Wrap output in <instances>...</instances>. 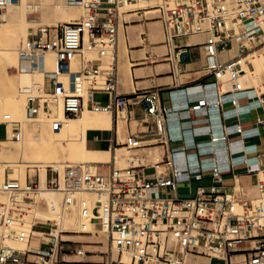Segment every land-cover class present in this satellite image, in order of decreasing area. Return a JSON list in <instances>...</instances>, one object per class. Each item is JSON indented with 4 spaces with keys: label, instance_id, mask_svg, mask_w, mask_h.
Here are the masks:
<instances>
[{
    "label": "built area",
    "instance_id": "built-area-1",
    "mask_svg": "<svg viewBox=\"0 0 264 264\" xmlns=\"http://www.w3.org/2000/svg\"><path fill=\"white\" fill-rule=\"evenodd\" d=\"M0 0V13L11 2ZM128 1L134 0H68L70 4H81L87 15L55 25H42L19 47L20 57L33 69L44 74L42 83L27 91V113L33 119L40 115L48 121L51 130L60 131L68 118L78 117L84 108L94 111L115 112L117 118L126 111L127 99L117 90L116 48L119 36L121 9ZM156 16L162 23L164 43L168 48V59L173 74L177 76L186 52L179 42L185 38L202 36L206 75L214 78L205 83L217 95L196 100L190 108L194 111H221L225 102L235 107L239 99L248 96L261 102L264 93L261 86H245L240 80L245 75L238 70L242 61L257 49L264 48V0H158L154 7ZM128 21L123 19V25ZM177 40H180L179 42ZM234 50V54H228ZM56 56L54 69L46 68L45 54ZM111 64L102 69L104 59ZM79 69L73 72V63ZM104 73L105 80L97 82L96 76ZM63 74H68L64 79ZM79 79L91 82L88 100L77 92ZM225 84L231 87L223 90ZM94 94H104L108 100H95ZM142 100L149 114L156 117L157 139L161 144L172 141L168 128L171 110L157 103L156 92H145ZM62 103L64 116L59 117L56 107ZM188 108V107H187ZM224 113H227L226 111ZM239 112H236V116ZM5 126L6 137L8 135ZM14 124L13 130L17 128ZM234 131L242 135V142L249 136L240 124ZM15 132V131H14ZM232 131L224 129L215 136L210 132V141H226ZM14 134L20 137V127ZM98 139V136H95ZM117 143L118 142L117 140ZM128 149L145 147L140 137L130 134L121 142ZM114 161L100 162L107 168L90 170L87 165L68 164L63 170L48 166L45 188L63 194V205L82 203L83 215L94 220L96 230H106L111 248L118 249L119 256L103 254L104 264H184L187 254H203L210 259L223 260L225 264H264V163L260 160V170L256 173L255 186L260 199L254 203L247 196L246 187L235 184L228 192L221 185L223 171L217 164L205 168L192 166L189 155L175 159L167 156L160 169L154 164L156 178L148 179L138 166L119 167ZM197 156V154H195ZM259 157V156H257ZM210 171L212 184L199 187L194 197L173 198L165 195L166 190L176 191L179 179L194 176L203 178V172ZM9 165L0 164V173H8ZM41 187L40 172L28 175L25 184L17 179L0 182V190L10 193H23V199H33L31 194ZM81 193L97 195L94 204L81 202ZM20 200L11 194L9 200L0 202V226L12 227L18 214ZM44 224V223H42ZM47 236L45 248L33 249L29 244V234L21 231L15 235L26 248H16L4 240L0 232V264H79L81 257L90 251L82 247L72 248L68 239L62 237L63 230L53 225ZM67 244V247L65 245ZM125 251L131 252L132 260L123 262ZM218 253V254H217ZM73 255L76 258H67ZM33 256L35 259H31Z\"/></svg>",
    "mask_w": 264,
    "mask_h": 264
},
{
    "label": "crops",
    "instance_id": "crops-1",
    "mask_svg": "<svg viewBox=\"0 0 264 264\" xmlns=\"http://www.w3.org/2000/svg\"><path fill=\"white\" fill-rule=\"evenodd\" d=\"M123 26L125 33L128 34V25ZM148 28V26H145V29ZM201 38L199 42L203 40L202 36ZM190 42L189 44H184L182 41L179 42L180 45L186 47V52L180 66V72L175 76L168 57V62L166 63L170 65V70L166 72L167 75H164L163 72H158V67L162 64L165 65V63H157L155 60H150L151 64L147 63L144 65V61H140L141 59L138 55L141 54L142 49L148 46L147 44L145 47L144 44L132 46L129 39H127L129 60L133 63L131 70L134 89L131 91L126 90L128 89L126 86L123 87L119 84L118 58L120 60L119 53L121 52L118 47V51L116 50L115 62L118 76L117 90L128 100L122 124H119V117L117 118L116 113L112 112L113 127L111 130L89 131V133L96 132L97 134L110 133L109 138L103 140L107 143V146L91 144L89 133L87 137L88 144L94 149L109 148L114 152V144L117 140L119 142L120 135L126 137L130 134H134L141 138L145 147H163L164 159L167 156L178 159L185 155H189L188 159L192 166L202 164L207 168L213 164L219 165L223 171L221 185L228 192L233 189L235 184L242 185L246 188L255 186L256 173L261 167L257 161L260 160L264 163V93L260 97L261 102H253L255 101L254 99L251 103L248 96L241 97L238 101L239 106L236 110H234L235 107L232 103L225 102L221 111L210 110L207 112L202 110L194 112L190 106L195 103L196 100L204 96L213 99L216 97L217 93L213 92L211 87L204 88V84L213 82L214 78L211 75H206L203 70L205 55L202 46L193 41ZM120 46L124 58L128 62L125 52V39L124 43L120 44ZM134 53L137 55L135 58L133 56ZM248 57L238 66V70L245 73L240 79L245 86H251L249 77L252 69L250 70L249 66L244 62ZM147 58L149 59L150 57L147 56ZM137 69H141L144 74L142 76H136ZM170 78L171 82H168ZM143 84L146 85L140 86ZM230 87V84H225L223 90ZM148 91L156 92L158 95L157 103L171 110L168 118V128L173 140L169 141L167 144L159 143L155 126L156 117L149 114L142 103L145 97L144 93ZM225 111L227 113H224ZM236 112H239L238 116H236ZM237 124H240L244 130H248L246 134L249 136L245 137L244 143L241 141L242 135L234 131ZM226 128L232 131L228 140L219 141L216 144L209 142V133L211 131L214 132L215 136H219L223 134ZM95 136L94 141L101 140L99 136L96 140ZM5 138L6 134L5 137L0 138V140ZM195 154H197V156ZM153 166L154 164H148L138 167H140L144 174L146 169H153L155 179L156 172ZM98 169L107 172V168L99 164ZM211 184L212 178L210 171L203 172V178L199 180L194 176L190 179H186L185 176H183L179 179L177 190H166L165 195L173 198L194 197L199 187H208ZM86 256L87 259H83L84 262L79 264H101L102 262L92 259L93 255ZM69 257L74 256L69 255ZM210 260L209 264H212L214 258Z\"/></svg>",
    "mask_w": 264,
    "mask_h": 264
},
{
    "label": "rangeland",
    "instance_id": "rangeland-1",
    "mask_svg": "<svg viewBox=\"0 0 264 264\" xmlns=\"http://www.w3.org/2000/svg\"><path fill=\"white\" fill-rule=\"evenodd\" d=\"M23 5L19 6L20 2L17 3H9L2 13H0V48H12V44H14V38L10 34L13 35V29L18 27L19 25H22V23H27L30 25H23V29L25 32V40L20 41L18 44V48L22 45L23 42L27 40V38L31 35L37 32L38 28L42 25H59L61 23H66L74 20H81L75 19V17L72 15L70 11H72L73 8H75L77 5L70 4L68 0H23ZM158 3V0H134L130 7L122 8L121 11H127L126 13L121 14V21H120V30H119V36H118V47L120 49V60L119 61V84H120V78L122 75L126 74L128 71H131V66L133 63L129 60L128 55V46H127V39H129L130 44L132 46H135L136 44H144V49L141 50V54L138 56L140 57V61H144V65L147 63L151 64L150 60H155L157 63H165V65H161L158 67V72H163L164 75H167L166 72L170 70V65L167 64L168 62V48L164 43L165 37L162 29V23L160 20L156 17L158 15L156 8V4ZM33 10L32 12L27 14V18L30 20H26L23 18L25 16L27 10ZM84 13L86 14L87 11L85 7L83 6ZM52 12V13H51ZM45 13V14H44ZM49 13V14H48ZM51 13V14H50ZM42 14V15H41ZM48 15L49 17H46ZM51 15V16H50ZM43 16H45L43 18ZM36 17V18H34ZM85 17V16H84ZM49 18V19H48ZM123 19L128 21V24H124L125 26L128 25L127 30L128 34L124 31L123 26ZM49 20V21H48ZM33 22V23H32ZM23 23V24H24ZM145 26H148V29H145ZM126 44V57L128 59V62L124 58L122 49L120 44L124 43ZM13 38V39H12ZM197 40L196 37L192 38H186L182 39V43L187 44L188 41ZM178 42L180 40H177ZM15 47V46H14ZM135 49V48H130ZM256 55H254V59L252 63L249 66V69L253 70L258 67H260L264 71V48L263 49H257L255 50ZM233 54V52H232ZM11 54L9 52H0V122H3L7 125L8 129V135L5 139L0 140V162H4V160H24L27 162L33 161L35 159H41V160H51V161H58L59 156L51 155L50 153V146L46 143H49V137L46 135V133L43 131L44 124L42 121H45L43 118V115H40L39 121L36 122L34 125L29 124V120L26 117V111H25V103L24 102H15L14 97L15 95H18L20 91H22V84L24 81V75H26L29 71H22L19 68V65L14 64L12 62V58L10 56ZM18 59H19V51H18ZM134 58L137 57L134 53ZM150 57L149 59L147 58ZM55 54H51L50 59L56 60ZM19 61V60H18ZM74 68L73 71L77 72L79 69L78 63L74 62ZM111 60L110 58L104 59V64L102 65V69H107L110 67ZM262 71V72H263ZM144 73L141 71V69L136 70V76H142ZM255 80L251 81V85L254 86H261L264 83V73L262 75H259L257 73L254 74ZM259 80V78H261ZM102 78V79H101ZM44 80V78H43ZM105 80V76L99 77L96 76V81L103 82ZM182 80V79H181ZM168 82H171V78L168 79ZM88 84H85V88L83 86L80 87V90L88 89L91 82H87ZM146 84L140 85L144 86ZM77 87V88H78ZM128 88V89H126ZM126 90H133L134 89V83L132 85L127 86ZM264 90V87L263 89ZM27 92V91H26ZM82 93V92H81ZM27 93L25 94L26 97ZM104 94H94L92 97L95 100H101L102 102H105L104 100ZM85 101L88 99L84 96ZM27 100V97H26ZM61 103V102H60ZM90 109V108H89ZM95 113L90 110L88 113L89 115L93 116ZM102 113V112H100ZM124 113V112H122ZM107 114V113H106ZM112 114V113H111ZM83 115V114H82ZM81 115V116H82ZM44 119H42L41 118ZM80 117V116H79ZM79 117L77 119H74L72 121H79ZM81 118V117H80ZM47 121V120H46ZM14 124H17V128L13 130ZM20 127V137L17 134H14L15 132H18V128ZM51 131V129H48ZM15 131V132H14ZM6 134L5 126H0V138H4ZM98 135L101 140L100 141H94V136ZM110 133H96V132H90L89 133V139L91 141V144L97 145V146H107V143L103 140L106 138H109ZM125 137L120 135L119 142H115L114 147H124L121 142H124ZM44 142V144H43ZM45 147H41L43 145ZM43 148L45 150H43ZM30 152L27 156H24L27 153H23L22 151ZM29 150V151H28ZM41 150H43V154H41ZM132 150L125 148L124 151ZM49 153V154H48ZM27 157V158H26ZM61 160H75L69 157H66L63 159L64 156H61ZM60 157V158H61ZM119 157V156H118ZM43 158V159H42ZM70 159V160H69ZM121 159V158H120ZM60 160V161H61ZM114 161V152L111 150V157L108 160V162ZM106 163V162H105ZM6 164V163H3ZM128 166V165H127ZM126 163H121V166L119 167H127ZM26 172L25 179H21L20 172L23 171ZM90 170L93 168L89 166ZM45 169L47 167L42 166H36L33 167L29 163L23 164L21 166H11L9 165V172L7 174H0V179L6 180V179H17L18 181L25 183L28 175L33 176L37 171L40 172V178L42 179L44 173L46 172ZM95 171V170H94ZM145 174L148 179H154V170L153 169H146ZM20 177V178H19ZM251 188V189H250ZM247 190V196L251 199L257 200L259 199L260 195L258 193V190L255 186H249L246 188ZM252 192V193H251ZM11 194L17 195L18 199L20 200V203L18 204V216L21 215V218H23L27 213L24 210L23 205L28 204V208L32 209L33 204H29V202H32L33 199H23V193H10L6 191H0V198L7 197L9 200V197ZM83 195H95V194H80L79 196ZM33 196V194H31ZM1 202V201H0ZM68 210V215H71L72 207L66 206ZM25 212V213H23ZM22 220V219H21ZM53 225L49 224H42L38 223L33 228L37 231L43 232V231H49L50 227ZM2 228V229H1ZM0 232L4 233V241L16 248L24 249L26 248V243H20L19 241H10L8 238H16L15 234L13 233H5V228L3 229L2 226H0ZM60 230H63L62 237L64 239L71 240L69 241V245H71L72 248L82 247L84 250H88L86 255H93L92 259L101 261L102 255L99 252H104L105 249L110 248V251H108V254H105V256L110 255L111 256V244L109 245V235H105L106 230H96L94 226V220L87 218L83 215V209L80 210V214L78 216V220L71 225L70 228H62ZM30 234L29 238V244L31 246H38L39 240H40V234ZM69 235V236H68ZM47 236H44L42 239V244L39 248V250H42L45 248V242L47 241ZM108 237V238H106ZM107 239V240H106ZM109 241V242H108ZM108 242V243H107ZM19 245H18V244ZM23 244V245H22ZM22 245V246H21ZM108 245V246H107ZM104 246V248H103ZM67 247V244L65 245ZM201 256H204L201 254ZM115 257H117V253L115 254ZM129 258V256H126ZM207 257V256H206ZM31 259H35V257L31 256ZM67 258H76V257H67ZM83 259H87L83 258ZM204 263L208 261L207 258L202 257L201 259ZM102 264V263H101ZM104 264V263H103ZM212 264H225L223 260L214 259Z\"/></svg>",
    "mask_w": 264,
    "mask_h": 264
},
{
    "label": "bare ground",
    "instance_id": "bare-ground-1",
    "mask_svg": "<svg viewBox=\"0 0 264 264\" xmlns=\"http://www.w3.org/2000/svg\"><path fill=\"white\" fill-rule=\"evenodd\" d=\"M18 2H20L19 6H22L24 4L23 0H19ZM132 2L133 1H128L127 4L123 8H125L126 6L130 7ZM11 3H17V2H11ZM32 11L33 10H31V9L27 10L26 14H25V16H23V18L26 20H29L27 18V14L32 12ZM70 12L75 17V19H78V18L82 19L84 16L87 15V13L86 14L84 13L83 6L81 4H78ZM45 16H43V18ZM46 17H49V16L47 15ZM34 18H36V17H34ZM27 22L26 23L23 22L24 24L22 23V25H19L18 27L14 28L12 31L13 35H12V33L10 34L14 38V39L12 38L14 40L13 41L14 44H12V45H14L15 47L12 46V48H10V47L9 48H0V52H9L11 54L10 56H11L12 62L14 64L19 65V68L22 71H29L23 77L24 81H23V84L21 86L22 91H20L18 95H15L14 100H15V102H24V103L26 102L25 103L26 117L29 120L28 121L29 124L34 125V124H36V122L39 121V119H33L32 117H30L28 115V113H27V100H26L27 95L25 97V94L27 93L26 91L34 89L37 83L43 82L44 74L40 69L31 68L29 63L26 60L21 59L20 53H19V59L17 56L18 51H19L18 44L20 43V41L25 40L26 35H25L24 29H23V25H27L28 24ZM29 25H30V23L27 26H29ZM194 37L197 38V40H194V42L200 41L202 39L201 36H194ZM189 43H191V42L190 41L187 42V44H189ZM116 50L118 51V43H117ZM232 52L234 54V50H231L228 53L233 55ZM51 54H52V52H47L45 54L46 68H48V69H54L55 64H56V60L50 59ZM256 54H258V53H256L255 50L250 53L249 57L244 61L247 66H250V64L252 63V61L254 59L253 57ZM72 68H74V64H73ZM74 70H76V69L74 68ZM262 71L263 70L260 67L251 70L250 77H249V83H251L252 80H255V76H254L255 73H257L259 75H261V73H262V75H263L264 71L263 72ZM97 76L103 77L104 73L101 72ZM62 77L64 79H66L68 77V74H63ZM261 79H262V77L259 78V80H261ZM87 82L88 81H85L83 79H79V81L77 83V87L82 86V88H83V86H84V88H85V86H86L85 84H88ZM132 84H133V75H132L131 71H128L126 74L121 76L120 85L123 87H125V86L127 87V86L132 85ZM90 86H91V84H90ZM80 87L77 88V92H79V93L82 92L81 94L88 99V92H89L90 87L88 89H85V90L83 89L82 91H78V90H80ZM56 110H57L59 117L62 118L64 116L62 103H59L57 105ZM90 110L93 112H98V113H95V115L91 116L88 114L90 112ZM124 111H121L120 115H119V124L120 125L122 124V120H123V116H124V113H122V112H124ZM100 112H102V113H100ZM79 116H78L79 121H77V122L72 121V120L77 119L78 117L68 118L66 120V125L60 131H53V130L49 131L48 129L50 128V125H49L48 121H46V120L42 121L44 124L43 131L49 137V143H46V144L47 145L49 144V146H50L51 155L53 154V155L59 156L58 161H51L48 159L44 160L42 158L43 160L35 159L33 161H30V162H27L24 160H4L3 163H6V164L11 165V166H21L23 164L29 163L33 167L42 166V168H43V167L53 166V167L58 168L60 170H63V168L66 167L68 164H83V165H87L88 167L91 166L93 168L92 171L96 170L98 168V163L108 162V160L111 157V150L109 148H107V149L91 148L88 144V141H87L88 133L90 130H111L113 127L112 114L110 111H94V110L86 107L83 109L82 113ZM41 118H42V116H41ZM218 142L219 141H216L215 144ZM43 144H44V142H43ZM41 147H45V146L43 145ZM125 148L126 147H118L116 150L115 157H116L118 166H121V163H126V166L127 165L128 166H142V165H148V164H157L160 169L165 168V166H163V164H161V162L164 159L163 147H160V146H153L152 147L151 146V147H144L141 149H132V150L124 151ZM43 150H45V149L43 148ZM43 150H41V154H43V152H42ZM30 152H27V151L25 152L23 150L22 155L27 153L24 155V156H27L28 153L30 154ZM61 156H64L63 159L66 156V157H69V158H72L75 160L72 161L69 159L70 161H66L67 160L66 159L64 161V160H61L62 159ZM3 163L0 162V164H3ZM24 169L25 168H23V171H21L19 174L21 179H25V177H26V174H25L26 172L24 171ZM45 171H46V169H45ZM0 174H4V173H0ZM2 181H4V180L0 179V182H2ZM45 181H46V172L44 173V175L41 179L40 189L38 191L32 193L33 194L32 202L28 201L29 204L30 203L33 204L32 209L28 208V204L23 205L24 210L27 212V213H25V212H23V213H25L26 215L22 218L21 221L16 220L14 222L15 225L10 227L9 229H5V233H13L16 235L17 233H19L21 231H26L29 235L32 233L38 235L39 231H37L33 228L38 223H44V224H49V225H57L58 224L59 229H62V228L67 229V228H70L71 225L78 220L80 210L83 209L82 203L81 204L80 203L71 204L70 206L72 207L73 213L71 215H68V210H67L66 206L63 205V194L59 191H53V190L46 189L45 188ZM22 184H25V183H22ZM0 191H3V190H0ZM258 193H259V191H258ZM81 194H86V193H81ZM78 197H79V200H81V202H88L89 204L90 203L94 204L95 201L97 200V195H83V196H78ZM259 199H260V197H259ZM259 199H257V200L252 199V200L254 203H256ZM0 201L6 202V201H8V198L7 197H5V198L3 197L2 199L0 198ZM39 234H40L39 244L36 247L31 246V248H33V249H39L41 244H42V239L45 236V233L40 232ZM105 235H108L107 231H106ZM108 237H106V238H108ZM8 240L14 241V242L18 241L17 238H8ZM109 245H110V243H109ZM103 248H104V246H103ZM108 251H110L109 246L107 249H105L104 252L102 251L99 253L102 255V253H106ZM111 251H112L111 253H112L113 259H117L119 256L118 249L116 247H113V248H111ZM116 253H117V257H115ZM126 256H129V258ZM131 256H132L131 252L125 251L123 254V257H122V261L126 262V263L131 262V260H132ZM85 257H87V256H84L81 258L83 259ZM101 257L103 260V255ZM202 257L207 258L208 261L204 263L201 260ZM210 261H211L210 258L208 256L206 257L205 255L201 256V254H187L185 257L184 264H209Z\"/></svg>",
    "mask_w": 264,
    "mask_h": 264
},
{
    "label": "water",
    "instance_id": "water-1",
    "mask_svg": "<svg viewBox=\"0 0 264 264\" xmlns=\"http://www.w3.org/2000/svg\"><path fill=\"white\" fill-rule=\"evenodd\" d=\"M104 100L107 101L108 100V96H104Z\"/></svg>",
    "mask_w": 264,
    "mask_h": 264
}]
</instances>
